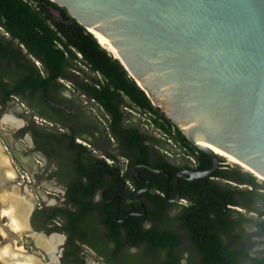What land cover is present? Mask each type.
I'll return each mask as SVG.
<instances>
[{"label":"flooded vegetation","instance_id":"flooded-vegetation-1","mask_svg":"<svg viewBox=\"0 0 264 264\" xmlns=\"http://www.w3.org/2000/svg\"><path fill=\"white\" fill-rule=\"evenodd\" d=\"M10 37L0 24V44L16 49ZM20 47L23 52L16 57L0 53V77L12 83L5 72L16 73V93L5 99L0 90V107L16 100V113L23 117L16 118V129L29 135V147L21 139L16 142L24 147L15 144L20 150L16 157L34 160L35 175L41 171L34 157L45 159L47 193L62 195L60 205L48 200L47 214L36 209L33 199L29 231L59 239L48 253L30 237L48 261L36 254L38 258L45 264H264V180L222 156L214 170L191 179L189 171L212 167V156L173 138L172 152L164 151L158 146L163 140L154 144L148 127L134 120L133 109L147 115L145 111L122 96V115L112 118L85 91L84 79L75 80L70 72L50 82L46 92L31 81L21 83L27 75H37L33 65L43 76L46 70L41 57ZM92 104L106 121L92 112ZM164 161L168 167L161 165ZM27 182L37 185V180Z\"/></svg>","mask_w":264,"mask_h":264},{"label":"water","instance_id":"water-1","mask_svg":"<svg viewBox=\"0 0 264 264\" xmlns=\"http://www.w3.org/2000/svg\"><path fill=\"white\" fill-rule=\"evenodd\" d=\"M51 1L107 37L159 113L212 156L191 179L217 166L214 146L264 180V0Z\"/></svg>","mask_w":264,"mask_h":264},{"label":"trees","instance_id":"trees-1","mask_svg":"<svg viewBox=\"0 0 264 264\" xmlns=\"http://www.w3.org/2000/svg\"><path fill=\"white\" fill-rule=\"evenodd\" d=\"M0 24L5 26L11 40H16L17 45L16 49L11 50L7 47V42L0 44L1 54L16 57L23 52L20 47L22 44L29 53L44 61L46 75L40 74L33 65L32 69L37 70V75H27L21 83L31 81L35 88L46 92L50 82L57 81L61 76H68L67 72L85 73L87 67L99 76L86 78L84 89L101 103L112 118L121 117L118 102L124 96L131 101L134 108L145 111L155 127L177 142L188 143L168 118L159 117L158 108L114 54L93 33L71 17L65 8L51 0H0ZM6 73L11 75L13 82H5L4 77H0V90L4 98L8 99L16 93V73L9 70ZM89 79L91 83L88 82ZM131 136L135 143L138 136L134 129ZM158 142L166 145L161 140ZM161 165L168 167L167 161ZM261 198L264 199V194H261Z\"/></svg>","mask_w":264,"mask_h":264},{"label":"bare ground","instance_id":"bare-ground-1","mask_svg":"<svg viewBox=\"0 0 264 264\" xmlns=\"http://www.w3.org/2000/svg\"><path fill=\"white\" fill-rule=\"evenodd\" d=\"M89 30L105 48L118 57L115 47H113L107 37H100L90 28ZM2 122L15 126L20 124L10 115H5L2 118ZM212 147L220 156L242 166L246 171L252 173V170L245 163L240 162L231 154L218 147ZM22 162L30 173L37 171L36 162L31 158L25 157L22 159ZM14 176H17V171L11 166L8 154L0 142V202L2 204L0 220L2 217H8V223L0 225L1 233L6 239L5 243L0 244V264H45L43 260L30 252L25 245L19 244L18 241L21 240L23 234L28 235L29 237H33L37 246H40V248L49 253L56 243L59 242V239L54 236L52 238L33 236L29 231L28 216L32 209L33 196L28 189L21 190L18 186L12 188L6 186L7 179ZM8 230L16 232V237H12Z\"/></svg>","mask_w":264,"mask_h":264},{"label":"rangeland","instance_id":"rangeland-1","mask_svg":"<svg viewBox=\"0 0 264 264\" xmlns=\"http://www.w3.org/2000/svg\"><path fill=\"white\" fill-rule=\"evenodd\" d=\"M94 75L99 76V74L93 73L92 71H90L89 68L86 67L85 73L81 72L80 74H78L75 72V73H72L70 76H73L75 78V80H79L78 77H80V79H82V80L83 79L85 80L86 78H90ZM65 83L68 85H72L70 83V81H65ZM15 106H16V100L14 99L13 101H10L9 103H6L5 105H3L2 108L0 107V142L2 143V146H4L5 152L8 154L11 166L14 169H16V171H17V176L10 178L12 180L9 183L10 184L9 188L18 186V188H20L21 190L28 189L30 191V193L32 194L33 199L35 200L36 209H39V207H40L41 209H39V210L43 211L44 214H47V213H49V208H51V206H49L47 204L48 200L53 199L55 203H58L60 205L62 195L59 192L55 191V193H59V195H60V198H57L56 196L50 195L47 193V192H50L51 190L48 189L44 185V182L49 180L48 175H46L47 168L45 167V165H46L45 159L43 160L40 156H38L34 153L36 155V157H34V158L38 162V165H39L40 171H41V173L39 175H35L34 173H30L29 171H27V169L24 168V165H22L23 164V162H22L23 157H20L21 161H19L18 157H16V154H18L20 151L17 149V147L19 145L16 144V142L21 139L23 144L28 145V140L25 138L26 137L28 138L29 135H26V137H23L24 136L23 134L25 133V132L24 133L22 132L23 128H21V130L18 131V129H16L17 126L2 122V118L5 115H10L15 120H16V118H19L21 120L23 119L22 115L16 113ZM92 107H93L92 112L94 114H96V115L99 114V116L101 117V119L103 121L107 120L106 117L101 114L100 109L97 106L92 104ZM133 112H134V114H133L134 120L138 121L140 123H144L145 126L148 127L147 130L149 131V134L155 138V139L154 138L152 139V142L157 145L158 143L156 140L162 139L166 145H158V146L160 148H163L164 151L172 152L171 151V148H173L172 145L175 144V141L173 139L172 140L170 139L171 142H169V138H172V137H169L163 131H158L152 125V122L148 118L149 117L148 115H144L142 112H140L139 110H136V109H133ZM36 121H39V122L45 124L43 119H41L40 117H38ZM38 130H41V132H42V131H45V128L42 126L41 128H38ZM167 143L170 144V146H168ZM15 144L17 146L16 149L14 148ZM28 147H29V145H28ZM28 147L25 146V148H28ZM20 148L24 149V147H22V146H19V149ZM18 156H20V155L18 154ZM16 178L23 181L24 183L20 184L18 181H16ZM59 179L60 178L56 179L53 177L52 180L57 181V182H61V181H58ZM35 180H37L36 186H31L27 182V181H29L30 183H33V182H35ZM47 195L49 196L48 199H47ZM43 198L44 199L46 198V200H44ZM1 208H2V204L0 202V210H1ZM0 221H1L0 225L6 224V223H8V217H2ZM5 241H6V239L1 233V226H0V244L5 243ZM18 242H19V244L25 245L26 248L30 252L34 253L35 255L37 254L39 257H42L44 259V261H48V258L46 257L45 253L41 249L33 246L31 238L28 235L23 234L21 237V240ZM94 259L97 260L96 258H94Z\"/></svg>","mask_w":264,"mask_h":264}]
</instances>
